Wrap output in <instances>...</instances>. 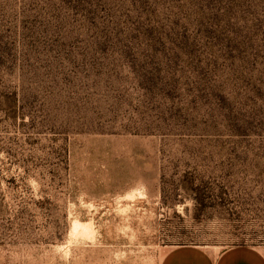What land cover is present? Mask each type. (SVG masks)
<instances>
[{
  "label": "rangeland",
  "instance_id": "374dc122",
  "mask_svg": "<svg viewBox=\"0 0 264 264\" xmlns=\"http://www.w3.org/2000/svg\"><path fill=\"white\" fill-rule=\"evenodd\" d=\"M264 250V0H0V264Z\"/></svg>",
  "mask_w": 264,
  "mask_h": 264
},
{
  "label": "crops",
  "instance_id": "0c3cea01",
  "mask_svg": "<svg viewBox=\"0 0 264 264\" xmlns=\"http://www.w3.org/2000/svg\"><path fill=\"white\" fill-rule=\"evenodd\" d=\"M162 264H264V250L237 247L226 251L178 247L169 251Z\"/></svg>",
  "mask_w": 264,
  "mask_h": 264
}]
</instances>
